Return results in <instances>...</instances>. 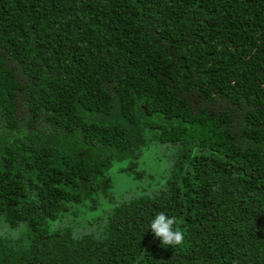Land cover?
<instances>
[{"label":"trees","instance_id":"1","mask_svg":"<svg viewBox=\"0 0 264 264\" xmlns=\"http://www.w3.org/2000/svg\"><path fill=\"white\" fill-rule=\"evenodd\" d=\"M0 221V264H264V0H0Z\"/></svg>","mask_w":264,"mask_h":264},{"label":"clouds","instance_id":"2","mask_svg":"<svg viewBox=\"0 0 264 264\" xmlns=\"http://www.w3.org/2000/svg\"><path fill=\"white\" fill-rule=\"evenodd\" d=\"M146 195L152 196V193ZM162 246L181 248L186 242V231L182 222L175 216H168L160 212L151 219L149 227ZM27 225L18 223L15 227L9 225L6 221H0V239L5 241H21L28 243L26 239Z\"/></svg>","mask_w":264,"mask_h":264},{"label":"rangeland","instance_id":"3","mask_svg":"<svg viewBox=\"0 0 264 264\" xmlns=\"http://www.w3.org/2000/svg\"><path fill=\"white\" fill-rule=\"evenodd\" d=\"M160 151L157 153L155 151H150L143 155L141 158L142 165L146 162V170L150 173L157 174L159 172V165L155 164L153 161H156L157 156H161L164 158V155ZM109 174L112 176L113 179V190L111 193L115 196L117 199L124 198L125 195L132 189L136 183L132 182L131 178L126 176L124 173L118 172V164L115 163L109 170ZM149 181V179H147ZM146 184V179L142 183L144 186ZM100 215V212L98 213H92L87 214L83 216H79L77 218H69L65 221L66 224H68L70 227H76L80 228L83 233H90L92 232L93 226L92 223L93 220ZM64 222H62L63 224ZM79 224V225H78ZM61 225V223H52L51 228H59L58 226ZM74 233V232H73Z\"/></svg>","mask_w":264,"mask_h":264}]
</instances>
